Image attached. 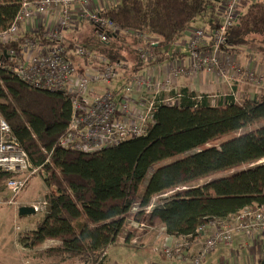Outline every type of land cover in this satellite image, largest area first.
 I'll list each match as a JSON object with an SVG mask.
<instances>
[{"label":"trees","instance_id":"16d2710c","mask_svg":"<svg viewBox=\"0 0 264 264\" xmlns=\"http://www.w3.org/2000/svg\"><path fill=\"white\" fill-rule=\"evenodd\" d=\"M21 5L22 0H0V31L11 24ZM217 8L218 0H118L99 10L122 30L157 37L150 62L140 58L136 37L109 33L104 42L95 27L80 37L66 35L64 44L71 49L79 42L109 61L124 62L132 76L175 57L170 47L196 18L213 29L219 22ZM227 40L232 47L255 43L264 53V2L242 4ZM179 92L178 104H157L145 136L82 152L59 143L67 132L69 101L0 69V113L31 163L39 166L37 175L42 174L47 188L41 220L24 246L55 239L60 243L46 248L47 256L102 264L111 246L128 243L138 232L126 219L161 224L168 235L180 238L193 236L206 219L233 215L247 206L263 207L264 95L238 103L232 93L212 102L207 94L188 88ZM13 176L0 172V187ZM168 191L169 198L148 212L131 211L134 204L145 207L152 197ZM123 229L129 234L121 241Z\"/></svg>","mask_w":264,"mask_h":264},{"label":"built area","instance_id":"2783aa9c","mask_svg":"<svg viewBox=\"0 0 264 264\" xmlns=\"http://www.w3.org/2000/svg\"><path fill=\"white\" fill-rule=\"evenodd\" d=\"M93 1L22 0L11 24L0 31V46L10 45L8 49L0 47V69L8 70L32 87L61 93L69 101L71 112L67 132L59 141L61 146L92 152L145 136L155 121L157 104L180 102L181 94L175 88L178 76L204 71L221 84L248 85L253 88V95H264V65L254 60L257 46L249 45L246 61L241 64L236 51L246 49L232 47L227 40V30L236 23L242 4L264 0H218L220 20L215 27L208 30L191 24L185 30L186 38L180 39L189 49L187 60L162 63V78L145 68L140 75L129 76L119 90H114L112 83L121 71L127 69V64L109 61L79 42L67 49L64 44L67 33L88 20L97 29L101 41H107L109 33L136 37L138 53L144 62L154 59L153 47L158 39L134 29H120L119 25L92 8ZM49 15L55 18V25L43 29L40 36L41 26L37 25L35 30L30 25L44 23ZM70 53L75 56L74 60L69 57ZM161 94L166 96L162 98ZM210 100L214 101L213 98ZM0 172L14 175L5 182V189L12 195L9 202L24 188L30 176L39 172V166L31 163L1 113ZM34 209L38 211V207L34 206ZM140 209L148 212L150 206L134 204L131 207L132 212ZM129 224L139 229L150 228L144 222L130 220ZM258 234L263 238L262 258L264 206H247L233 215L206 219L197 226L193 236L180 237L173 243L166 239L160 253L169 260L175 258L188 264H202L209 253L220 246L230 245L236 236ZM135 239L133 237V241ZM197 242H200L199 246L193 252V245Z\"/></svg>","mask_w":264,"mask_h":264},{"label":"rangeland","instance_id":"374dc122","mask_svg":"<svg viewBox=\"0 0 264 264\" xmlns=\"http://www.w3.org/2000/svg\"><path fill=\"white\" fill-rule=\"evenodd\" d=\"M84 22L85 24L84 25L82 24L81 28H78L73 31H69L67 35L68 36L78 35V37H80L79 35L88 34L94 28V26L88 20H84ZM194 23L196 25L204 26L206 22H204L201 17H198L196 18ZM253 44L255 43L236 46L237 48L244 47L246 49L245 51H241L237 49V51L244 53L247 57L248 56L247 49L249 45H253ZM169 50L170 52L172 51L179 52V47H177V45H174L173 47H170ZM257 52H259L258 49ZM141 73L142 71H139L137 75H140ZM246 130L247 129H243L239 131V133L244 132ZM168 161L170 160L163 161L162 163H166ZM42 177L43 176L41 173L39 175L33 174L32 176H30L24 188H22L20 192L13 198L14 202L13 201L9 202L11 200L12 195L10 192H8L5 189V185L0 187V264H35L36 262H53V261H58L59 264H81V261H79L77 257L61 259L59 257L47 256L45 253V249L60 243L58 240L55 239L46 240L44 238H41L39 240L32 242L30 248L24 246L25 243L29 241V237L34 234L35 226L41 220L43 211L40 210H43L46 207V204L44 203V192L47 190V188L45 186V183L43 182ZM171 192L172 191L159 193L154 197H152L150 203L148 204V206H150V210L154 206L160 205L167 198H169ZM21 205L33 206V207L36 206L38 207V211H36L34 214L29 216H19L17 210L18 207ZM126 222L129 223L130 220L126 219ZM126 234H129V230L123 229L121 241L124 239V236ZM155 234H156L155 232L151 234L149 240L147 241V244L148 245L152 244L150 249H152L153 252L160 254L158 251L161 250V246L166 241V239L168 243H171L172 241H170V239L168 238L169 235L165 232V228L164 229L161 228L157 237L155 236ZM129 240H131V238H129ZM123 244L124 246H129L130 247L129 251L133 252L135 251V249L137 250L139 249L141 245V239L136 238L133 241L132 238V240L126 244L123 242H119L118 244L111 246L107 250V254L104 257L102 264H106V262H108L109 259H116L119 263L125 262L126 260L120 254L123 252V249L125 251L128 250H126L127 248L126 249L123 248L124 247ZM119 245L123 249H120ZM147 248L149 249V247H146V249ZM133 264H136V262L135 263L133 262Z\"/></svg>","mask_w":264,"mask_h":264},{"label":"crops","instance_id":"0c3cea01","mask_svg":"<svg viewBox=\"0 0 264 264\" xmlns=\"http://www.w3.org/2000/svg\"><path fill=\"white\" fill-rule=\"evenodd\" d=\"M118 0H94L92 2V8L96 11H99L103 8L108 7L110 4L117 2ZM220 20V19H219ZM55 18L52 15H49L46 17V21L41 24L37 23H31L30 27L33 29H37V25L41 26V30L43 29H50L55 25ZM81 24H85L84 21L81 22ZM80 24V25H81ZM193 25H196L195 23H192ZM200 27H204L208 30H211L209 25L205 23L204 26L196 25ZM79 26L78 28H81ZM184 38L185 35H183ZM208 41V40H207ZM209 42V41H208ZM177 47H179V52L175 51L177 54L175 57L171 58V60L179 59V60H187L189 55V49L188 47L183 43V40H179L176 43ZM257 52V55L255 57V62L258 64L264 65V53ZM237 56L241 61V64H244L246 61V55L242 52L237 51ZM167 62V61H166ZM165 63V62H164ZM161 64H154L147 69H150L153 73H158V76L162 78L161 72H160V66ZM143 72V71H142ZM130 75L128 74V71H121L120 75L113 81L112 87L114 90H119V88L126 83L128 77ZM175 88L177 90L182 88H188L189 90H192L196 93H204L207 94L210 98H213L214 100H218L219 98H223L225 94L232 93L234 96V99L236 102L240 103L244 99L249 98H259L255 95H253V88L249 87L248 85H243L240 83H233L231 86H228L227 84H221L218 81H215L210 75H208L206 72H201L199 74L194 75H182L178 76L175 83ZM166 96V94H161V97L163 98ZM23 204V203H21ZM128 225H130L128 223ZM131 226V225H130ZM132 227V226H131ZM152 227V229H151ZM133 228V227H132ZM135 228V227H134ZM164 229L163 225L158 224L155 226H150L149 229H138V232L135 235H131L130 238L132 240L133 237L140 238L141 239V245L139 249H135V251H129V246H124L123 248H127L125 251L120 245L119 248L123 249V252L120 254L126 261L123 263H119L116 259H109L106 264H133V262L136 264H188L185 260H178V259H167L166 257H162L160 250L158 251L160 254H157L153 252L152 249H150L152 244H147V241L149 240L151 234L154 232L156 233L155 236L157 237L160 230ZM155 237V238H156ZM170 241H174L178 239L174 236L168 237ZM48 240V239H46ZM130 240V241H131ZM200 242H197L193 245L192 251L194 252ZM143 244V245H142ZM262 244H263V238L260 234L246 237V236H236L234 241L228 245V246H220L217 249H215L213 252L209 253L206 257L205 261L202 264H258L260 258H261V250H262ZM146 247H149V249ZM119 255V256H120Z\"/></svg>","mask_w":264,"mask_h":264},{"label":"water","instance_id":"95a60500","mask_svg":"<svg viewBox=\"0 0 264 264\" xmlns=\"http://www.w3.org/2000/svg\"><path fill=\"white\" fill-rule=\"evenodd\" d=\"M17 212L19 216H29L34 214L36 211L33 206L21 205L18 207ZM261 264H264V260L261 262Z\"/></svg>","mask_w":264,"mask_h":264}]
</instances>
